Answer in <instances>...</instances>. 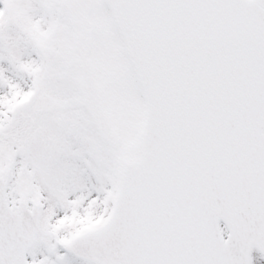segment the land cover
<instances>
[{"label": "snow or ice", "instance_id": "6c2138e0", "mask_svg": "<svg viewBox=\"0 0 264 264\" xmlns=\"http://www.w3.org/2000/svg\"><path fill=\"white\" fill-rule=\"evenodd\" d=\"M0 264H264V0H0Z\"/></svg>", "mask_w": 264, "mask_h": 264}]
</instances>
